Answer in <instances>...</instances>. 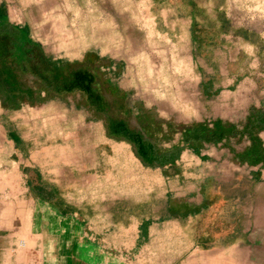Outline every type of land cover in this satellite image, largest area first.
Here are the masks:
<instances>
[{
	"label": "crops",
	"instance_id": "0c3cea01",
	"mask_svg": "<svg viewBox=\"0 0 264 264\" xmlns=\"http://www.w3.org/2000/svg\"><path fill=\"white\" fill-rule=\"evenodd\" d=\"M222 2L192 0L182 24L213 36L175 44L152 0H0V264H264V19L231 16L264 15V0ZM121 14L145 32L154 17V59L191 64L143 73L193 95L175 131L124 118L120 137L96 98L107 77L82 73L123 44Z\"/></svg>",
	"mask_w": 264,
	"mask_h": 264
},
{
	"label": "rangeland",
	"instance_id": "374dc122",
	"mask_svg": "<svg viewBox=\"0 0 264 264\" xmlns=\"http://www.w3.org/2000/svg\"><path fill=\"white\" fill-rule=\"evenodd\" d=\"M161 7L160 0H152L153 2H156V8L153 9V13L158 12L162 8L167 11L168 16V24L167 26H163L165 31H167V34H170L172 36L173 41L172 43L175 44H181V37L184 38H200L201 43H205L207 41L208 37H212L214 31L208 30L207 27H201L197 24H182L183 22H190L191 20V14L187 12V7L194 6L192 5V0H161ZM206 0H201V2H204ZM164 2V3H163ZM220 3L222 4V0H220ZM166 11L164 13H166ZM166 15V14H165ZM225 14H217L216 19L217 21H221L224 19ZM196 17L198 16L199 19L202 21H208V17L206 15H203L202 13L196 14ZM233 18V22H242L245 25L249 26L250 28L254 29L257 25V21H261L264 19V15H256L255 13H243V14H234L231 15ZM227 17V16H226ZM146 23L147 32L139 29V27H142V25L139 26L137 24V28L128 30L127 27L131 25L129 24V20L127 15H122L120 17V41L121 45L118 47L116 46H108L104 47L105 52L109 51L110 54H104V56L107 58L109 57L110 60L104 62V66L102 67L101 71L104 73V77H107V84L108 88L111 89V94L109 95V100L111 99V96H114L117 98L116 100H120L123 104L126 105L127 109L125 110V113L127 115H130L131 119H134L136 123L140 125H144L147 123L145 119L146 113H151L153 123V130L151 131L152 134H160L161 131H167L166 127L162 123H168V129L175 131L177 128L169 124L175 121V110L176 108L174 106H181V100L182 97L185 101V106H189L192 102L193 95L191 93L187 94H181V93H175L174 90L177 89L175 85L168 86V81L170 79H167V77H152V78H145L143 77V73H183L182 68H184L187 73H190L191 70V64L187 65V63H181V62H165L160 61L158 59H154V57H159V50H156V46L154 43L156 41H152L153 45L150 46V40L151 38L157 37L156 31H155V21L154 17H146L143 20H140L139 22ZM179 22L180 24H177ZM174 27H178L177 30H175ZM143 28V27H142ZM182 32H184V36H182ZM163 40L167 39L168 42H170L171 37L168 35H162ZM132 42L136 44V58L129 59V50L132 49V46H129L128 43ZM166 43V42H165ZM191 47V46H189ZM150 49L153 50L152 54L150 53ZM202 49L203 46H200V51L202 55ZM145 50L149 54L150 57L147 61L144 62L143 57ZM155 55V56H154ZM94 59V57H93ZM91 61V59H90ZM92 64H100V62L92 61ZM183 64V67H181ZM135 65V67H134ZM239 64H230V67L234 69V71L237 70V67ZM239 68V67H238ZM100 69V68H99ZM135 72V84H133V79L129 77L130 73ZM200 72H202V69L200 68ZM172 81V80H171ZM144 82L149 83L148 89L151 87V92L144 93L142 92ZM175 82L174 80L172 81ZM147 86V85H146ZM134 87L135 90H134ZM168 90H173L172 92H168ZM136 91V92H133ZM161 103V105H160ZM170 103L174 108L167 109L166 106ZM149 107H152L151 109ZM161 107V108H160ZM149 108V109H148ZM122 112V111H121ZM124 112V111H123ZM188 113V111H185V114ZM150 118V117H149ZM150 123V122H149ZM181 126V125H180ZM179 130V129H178ZM156 136V135H155ZM158 136V135H157ZM161 137V136H160ZM25 243V242H24ZM108 259H105L104 263H100L97 259H95V264H107V262L113 261L117 262V256L114 255H105ZM139 255H137L138 258ZM140 257V256H139ZM124 259V258H120ZM102 261V260H101ZM138 261V260H137Z\"/></svg>",
	"mask_w": 264,
	"mask_h": 264
},
{
	"label": "flooded vegetation",
	"instance_id": "af4514ba",
	"mask_svg": "<svg viewBox=\"0 0 264 264\" xmlns=\"http://www.w3.org/2000/svg\"><path fill=\"white\" fill-rule=\"evenodd\" d=\"M89 63H91L90 62V59H89V61H88ZM92 64V63H91ZM97 66V65H96ZM94 72H96V73H102V71H101V69H95L94 71H91L90 69H88L87 71L85 70V71H82V73H88V74H91V73H94ZM106 87V86H105ZM89 88V90H91V87H88ZM107 91L105 92V94L104 95H98V96H96V98H97V100L98 101H104L105 103H108V104H110V105H112L114 108H115V111H114V113L117 115V116H119L120 118H123V119H119V120H115V119H112V123H113V126L115 127V128H118L119 130H118V135L120 136V137H124V136H127V135H129V134H131L129 131H127L126 129H125V123H126V121H125V119L124 118H129V119H131L130 117V115H127V113H125V110L127 109V107H126V105L125 104H123L120 100H116L117 98H115L114 96H111V99L109 100V95L112 93L111 92V89H109L108 87H106L105 88ZM104 89V90H105ZM111 95H113V94H111ZM95 97V96H94ZM128 110V109H127ZM122 111V112H121ZM124 111V112H123ZM147 116H149L148 118H147ZM146 118L147 119H145L144 118V120H146L147 121V124H149V122L150 121H152V119H154L153 117H152V114L151 113H146Z\"/></svg>",
	"mask_w": 264,
	"mask_h": 264
}]
</instances>
